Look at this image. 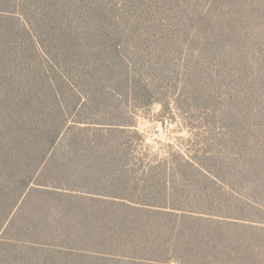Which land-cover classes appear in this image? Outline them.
I'll return each mask as SVG.
<instances>
[{
	"label": "trees",
	"instance_id": "16d2710c",
	"mask_svg": "<svg viewBox=\"0 0 264 264\" xmlns=\"http://www.w3.org/2000/svg\"><path fill=\"white\" fill-rule=\"evenodd\" d=\"M0 264H264V0H0Z\"/></svg>",
	"mask_w": 264,
	"mask_h": 264
},
{
	"label": "rangeland",
	"instance_id": "374dc122",
	"mask_svg": "<svg viewBox=\"0 0 264 264\" xmlns=\"http://www.w3.org/2000/svg\"><path fill=\"white\" fill-rule=\"evenodd\" d=\"M161 110L160 105H154L139 114L137 127L152 153L163 155L166 146L176 143L177 139H187L188 133L179 120L172 122L171 116L161 115Z\"/></svg>",
	"mask_w": 264,
	"mask_h": 264
}]
</instances>
